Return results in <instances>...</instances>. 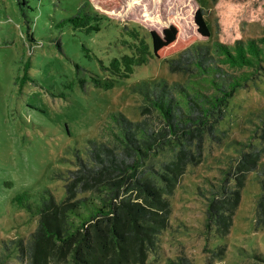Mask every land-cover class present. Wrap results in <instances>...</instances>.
<instances>
[{
  "label": "rangeland",
  "instance_id": "obj_1",
  "mask_svg": "<svg viewBox=\"0 0 264 264\" xmlns=\"http://www.w3.org/2000/svg\"><path fill=\"white\" fill-rule=\"evenodd\" d=\"M87 1L94 12L121 25L136 24L145 33H161L174 23L181 39L195 36L206 42L195 24V13L202 8L212 40L231 46L264 37V0ZM82 4L0 0V242L27 238L36 227V220L17 208L15 196L29 192L38 203L49 190L62 201L64 182L58 174L74 169L77 157L84 158L87 141L99 138L108 116L122 113L132 121L140 119L143 98L137 87L183 80L169 72L168 61L152 58L112 89L96 87L92 78H107L102 65L127 52L121 43L127 37L107 19L100 21L99 31L74 29L66 21ZM257 77L232 99L221 142H209L202 162L187 168L169 199L170 227L146 264H166L181 255L193 264H264V229L254 228L257 172L247 176L224 237H217L214 227L207 232L206 202L197 192L208 189L236 161L240 146L235 141L248 142L257 121L254 113L264 109V71Z\"/></svg>",
  "mask_w": 264,
  "mask_h": 264
},
{
  "label": "trees",
  "instance_id": "obj_2",
  "mask_svg": "<svg viewBox=\"0 0 264 264\" xmlns=\"http://www.w3.org/2000/svg\"><path fill=\"white\" fill-rule=\"evenodd\" d=\"M81 2L66 21L74 29L99 31L100 21L107 19L127 37L121 41L127 52L102 65L107 78H92L96 87L112 89L152 58L168 61L169 72L183 80L137 87L143 98L140 119L108 116L99 138L87 141L84 158L77 157L74 169L58 174L64 182L62 201L49 190L38 203L29 192L13 198L36 227L27 238L0 242V264H146L170 227L169 199L187 168L202 162L209 142H221L235 94L264 71V37L231 46L212 40L202 8L195 13V24L206 42L195 36L181 39L174 23L161 33H145L136 24L121 25L94 12L87 0ZM263 110L254 113L257 121L248 142H234L240 146L236 161L208 189L198 188L206 202L205 228L209 232L214 227L217 237L229 234L251 172H257L260 185L254 228L264 229ZM221 254V249L215 253ZM167 261L193 264L183 255Z\"/></svg>",
  "mask_w": 264,
  "mask_h": 264
}]
</instances>
